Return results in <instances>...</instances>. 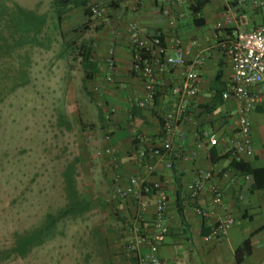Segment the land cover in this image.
Instances as JSON below:
<instances>
[{
    "label": "crops",
    "instance_id": "1",
    "mask_svg": "<svg viewBox=\"0 0 264 264\" xmlns=\"http://www.w3.org/2000/svg\"><path fill=\"white\" fill-rule=\"evenodd\" d=\"M83 1L89 4L93 0ZM182 1L181 6L170 8L174 24L164 14L169 6L161 0H143L136 9V0H108L107 14L97 20L99 36H111L110 39L117 43L114 48V71L110 72L105 65L108 50L98 52L97 60L93 61L98 64V72L103 77V97L117 112L115 121L118 126L114 129L113 145L118 157L116 163L107 157L113 171L110 181L115 187L126 185L131 177L145 173L144 165L138 159L142 142L135 147L134 136L139 135L147 144H162L163 134L156 114L163 118L173 109L171 88L181 82L178 69L161 76V85L156 94L158 104L155 105L154 98L151 105L133 116L136 101L146 94L143 79L129 72L133 39L161 36L169 54H173L176 38H180L184 44H194L189 64L195 58L202 62L198 68L201 75L200 92L190 102L176 132L172 170L165 169L159 162L156 173L148 176V191L144 194L146 218L151 226L148 231L153 233L156 223L167 230L158 251L162 264H238L235 252L247 239L251 240L252 254L242 264H264V172L254 178L234 168L232 159L222 155L227 140L236 137L239 131L237 103L233 99H223L233 77L226 48L234 36L214 31L215 24L223 17V0H206L196 15L193 8H197V1L201 0ZM78 8L84 16V9ZM131 24L136 25L135 32L130 30ZM261 25H264V8L255 11L242 30L250 32ZM113 42L106 44L110 46ZM109 74L114 78L111 85L105 83V77ZM101 113L104 121V111ZM130 118L133 121L129 123ZM249 120L254 156L244 162L252 170H264V106L257 107ZM205 132L215 134L219 138V145L213 148L206 145L198 150L196 145ZM206 171L212 172L213 178L194 200L186 187ZM157 180L164 183L169 200V208L160 219L156 215L155 191L152 189V182ZM215 191L222 196L216 216L200 217L197 208L214 210L212 198ZM112 201L115 216L110 222L112 226L107 236L112 253L99 259L98 264H137L125 252L126 244L132 238L130 225L137 212V204L132 198L117 199L115 194ZM226 214L234 218V225L224 236L208 239L217 227L219 218Z\"/></svg>",
    "mask_w": 264,
    "mask_h": 264
},
{
    "label": "rangeland",
    "instance_id": "2",
    "mask_svg": "<svg viewBox=\"0 0 264 264\" xmlns=\"http://www.w3.org/2000/svg\"><path fill=\"white\" fill-rule=\"evenodd\" d=\"M56 1L0 0L5 15L16 6L29 12L35 31L11 36L10 53L1 43L0 255L9 258L0 256V264H98L112 253L107 236L115 216L113 171L104 153L101 109L90 94L103 87V77L87 79L81 46L92 47L94 61L113 39L99 36L98 18H84L76 6L64 16L59 34ZM70 165L91 211L82 219L58 220L54 236L50 225L49 239L26 258L13 254L17 235L46 228L47 215L58 217L69 203L64 172Z\"/></svg>",
    "mask_w": 264,
    "mask_h": 264
},
{
    "label": "built area",
    "instance_id": "3",
    "mask_svg": "<svg viewBox=\"0 0 264 264\" xmlns=\"http://www.w3.org/2000/svg\"><path fill=\"white\" fill-rule=\"evenodd\" d=\"M143 0H136L135 9ZM167 4L169 9L164 14L174 24V16L171 6L182 5V0H161ZM108 0H93L88 8L93 18H102L108 11ZM223 17L214 26L217 33L226 29L234 30V38L226 48V54L230 60L233 77L228 90L223 94V99H233L237 103L238 135L227 140L222 151L223 156H228L237 161H244L254 156V149L251 142L250 114L259 106H264V25L253 31L246 32L242 27L248 24L249 17L257 10L264 8V0H223ZM130 30L136 31V25L131 24ZM132 60L129 72L143 79L146 87V94L142 99L136 101V106L146 109L152 104L160 84V77L169 74L172 70H180L181 82L171 88L174 97L173 109L163 116V142L161 145L146 144L140 136L137 139L142 142L138 151V159L144 165L145 173L131 177L126 185L115 187V197L120 200L132 198L137 204V212L132 218L130 232L132 238L126 244L125 252L128 258L135 260L137 264H162L158 257V251L165 240L166 228L158 223L154 225L156 230L149 233L150 222L146 218L147 204L144 201V194L147 190L148 176L156 173L157 164L160 162L167 170H172L174 165L173 141L190 102L200 92L201 75L198 68L202 65L199 58H195L190 64L193 56L194 44H184L180 38H176L173 44V54L162 45L159 37L138 38L132 42ZM107 69L112 72L115 69L114 44L108 49L105 59ZM106 84H113L112 74L105 77ZM93 93L97 97L98 106L105 114L108 121L116 117V109L107 104L104 90L101 86H95ZM113 130L106 133L105 155L117 162V150L113 145ZM148 143V142H146ZM216 147L219 145V138L215 134L205 132L196 148L199 150L204 146ZM118 176V175H117ZM213 178L210 171L201 172L199 176L186 187L189 195L197 200L205 189V186ZM152 189L155 191V209L158 218H162L169 208V200L163 182L157 180L152 182ZM222 196L215 191L212 198L214 210L197 208V214L202 218L214 217L217 214L216 208L221 205ZM234 225V218L226 214L219 218L215 230L208 236V239L215 236H224Z\"/></svg>",
    "mask_w": 264,
    "mask_h": 264
},
{
    "label": "trees",
    "instance_id": "4",
    "mask_svg": "<svg viewBox=\"0 0 264 264\" xmlns=\"http://www.w3.org/2000/svg\"><path fill=\"white\" fill-rule=\"evenodd\" d=\"M205 4H206V0L197 1L198 6L197 8H193V14L196 15L197 13H199ZM55 5H56V10H58L57 19H58V24H59V29H58L59 34L61 31L62 20L64 16L67 14V12L69 11V9H72L75 6L82 7L84 9V16L92 17L91 12L88 8V3L83 0H74V1L57 0L55 2ZM4 13H5V10L4 12H1V8H0V51L3 49V45H1V43H4V45L6 44L4 47L6 46L9 47L8 53H10L11 36H18L19 33L23 34V36H32V34H34L35 31H34V25L33 23H31L32 22L30 18L31 14H29V12L16 6V10H13L10 14L5 15ZM45 25H46V22L43 23V25L41 26V29L37 32L36 34L37 36L44 33ZM224 34L226 36L227 35L233 36V31L232 29H226L224 30ZM159 38L162 42V45L165 46L162 40V37L159 36ZM81 49H82L81 55L83 58L84 71L86 72L87 79H90L93 75L99 73L98 72L99 66L97 63H94L91 60V55H92L91 46L82 45ZM93 88L91 89L90 94L92 98L97 99V97L93 93ZM154 98H155V105H157L158 104L157 97L155 96ZM139 112H140V108L135 106V108L133 109L132 115L133 116L137 115L139 114ZM156 116L159 119V122L161 125V133L163 134L164 120L163 118H159V115L156 114ZM115 120H116V117H113L112 119H109L108 121H106L105 114H104V125L106 128V133H108L109 129L113 130V132L111 133V136L114 135V129L118 126ZM128 121L130 123L133 120L130 118V120ZM137 136L139 135L134 136L135 147L137 146V144H141V142L137 139ZM146 144L147 143H144V145ZM231 165L234 166V168H236L239 171L252 175L254 178H256L258 174H261L262 172H264V170H252L251 168L246 166L244 161H237L235 159H232ZM64 178H65V184H66V190L68 193L69 203L65 206L64 209L61 210L58 217H55L54 215H47L46 224H45L46 228L43 226L32 232H28L23 235H17L15 239V246L11 251L13 254L18 255L21 258H26L33 247L41 245L45 240L49 239L50 234H47L49 231H46V229L50 225H53V224L55 225L54 231L52 234V236H54L57 232V229L55 228H56V223L58 220H65L66 218L73 219V220L82 219L91 211L92 204L90 203V201L84 198L83 196L79 195L76 190L73 165H70L66 169V171L64 172ZM45 231L46 233H44ZM251 254H252L251 240L247 239L246 241L243 242V244L235 252L236 262L238 264H242L243 261ZM0 256L2 257V259L9 258V255L1 254Z\"/></svg>",
    "mask_w": 264,
    "mask_h": 264
}]
</instances>
